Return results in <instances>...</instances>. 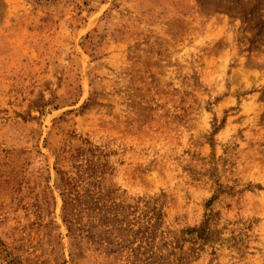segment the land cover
<instances>
[{
	"label": "rangeland",
	"instance_id": "obj_1",
	"mask_svg": "<svg viewBox=\"0 0 264 264\" xmlns=\"http://www.w3.org/2000/svg\"><path fill=\"white\" fill-rule=\"evenodd\" d=\"M0 264H264V0H0Z\"/></svg>",
	"mask_w": 264,
	"mask_h": 264
}]
</instances>
